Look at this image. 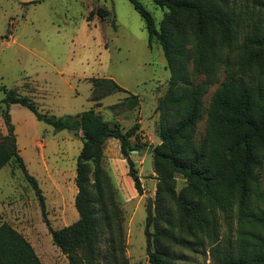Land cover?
Listing matches in <instances>:
<instances>
[{
	"label": "trees",
	"instance_id": "16d2710c",
	"mask_svg": "<svg viewBox=\"0 0 264 264\" xmlns=\"http://www.w3.org/2000/svg\"><path fill=\"white\" fill-rule=\"evenodd\" d=\"M128 1L144 21L148 45L162 47L171 75L157 107L160 143L152 156L158 183L145 227L149 264H178L177 249L203 247L211 249L215 264H264V0H151L166 11L159 26L139 0ZM0 90V115L8 128L7 137H0V170L18 165L44 214L39 183L19 154L11 107L21 105L57 130L82 134L76 168L79 219L60 230L50 228L53 244L69 264H130L123 210L103 158L107 140H117L142 195L131 157L149 147L139 124L125 131L94 109L48 115L16 88ZM117 92L128 93L114 80L93 81V101ZM128 99L133 109L137 96ZM178 178L184 182L181 190ZM231 218L238 226L235 238L228 233L223 239L222 223ZM0 264L43 263L26 237L4 222Z\"/></svg>",
	"mask_w": 264,
	"mask_h": 264
},
{
	"label": "rangeland",
	"instance_id": "374dc122",
	"mask_svg": "<svg viewBox=\"0 0 264 264\" xmlns=\"http://www.w3.org/2000/svg\"><path fill=\"white\" fill-rule=\"evenodd\" d=\"M139 2L159 26L166 11L151 0ZM26 6L0 0V89L16 88L20 95L35 101L44 114L66 117L94 109L112 126L119 123L125 131L139 124L138 133L149 147L133 151L131 157L143 194L137 193L117 140H107L103 166L123 210L130 264H149L145 227L158 183L149 149L153 151L160 143L157 107L171 77L163 49L157 43L148 45L144 21L128 0H41ZM10 35L13 39L7 40L5 36ZM96 79L114 80L128 93L117 92L93 101ZM217 87L210 89L208 100ZM130 94L138 99L133 109ZM3 98L0 90V101ZM11 117L19 154L28 173L39 183L46 211L44 214L22 169L9 165L0 170V225L8 223L23 234L43 264H69L53 244L50 228L60 230L79 219L76 168L82 134L57 130L21 105L11 107ZM7 135L5 119L0 115V137ZM178 181L181 190L184 182L181 178ZM261 181L264 186V171ZM237 228L235 219L224 221L222 238L228 233L235 238ZM210 251L209 247L196 252L177 249L178 264H215Z\"/></svg>",
	"mask_w": 264,
	"mask_h": 264
},
{
	"label": "crops",
	"instance_id": "0c3cea01",
	"mask_svg": "<svg viewBox=\"0 0 264 264\" xmlns=\"http://www.w3.org/2000/svg\"><path fill=\"white\" fill-rule=\"evenodd\" d=\"M14 2H17L21 7H25L26 5H30L32 2L34 1H38V0H11ZM27 7V6H26ZM7 40H12L13 36H5ZM141 124V122H140Z\"/></svg>",
	"mask_w": 264,
	"mask_h": 264
},
{
	"label": "water",
	"instance_id": "95a60500",
	"mask_svg": "<svg viewBox=\"0 0 264 264\" xmlns=\"http://www.w3.org/2000/svg\"><path fill=\"white\" fill-rule=\"evenodd\" d=\"M151 153H153V151L151 150V148L149 149Z\"/></svg>",
	"mask_w": 264,
	"mask_h": 264
}]
</instances>
